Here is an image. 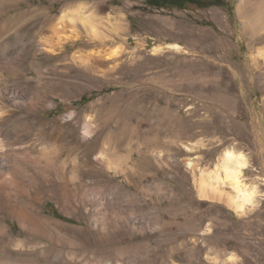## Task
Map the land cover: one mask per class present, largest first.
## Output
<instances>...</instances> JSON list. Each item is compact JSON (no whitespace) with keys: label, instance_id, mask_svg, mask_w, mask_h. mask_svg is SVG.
<instances>
[{"label":"rangeland","instance_id":"obj_1","mask_svg":"<svg viewBox=\"0 0 264 264\" xmlns=\"http://www.w3.org/2000/svg\"><path fill=\"white\" fill-rule=\"evenodd\" d=\"M212 1L0 0V264H264V29ZM81 3L100 39L59 20ZM230 147L257 189L241 216L229 184L199 191Z\"/></svg>","mask_w":264,"mask_h":264},{"label":"bare ground","instance_id":"obj_2","mask_svg":"<svg viewBox=\"0 0 264 264\" xmlns=\"http://www.w3.org/2000/svg\"><path fill=\"white\" fill-rule=\"evenodd\" d=\"M238 1L239 3L237 10L239 13V17L241 18L242 23L251 31L252 36L255 35L256 37V35H259L260 32L264 29V0H238ZM85 12H86L85 6L81 3L77 6V8L71 11H66V10L63 11L61 16L59 17V20L68 21L73 24H76L77 22H81L85 27V29L87 30L89 36L91 37L90 39L92 40L100 39L101 34L96 28L93 15L91 13H85ZM80 37L81 36L79 32L73 31V33L69 35L58 36L57 42L64 43L68 40L76 41L79 40ZM45 42H47L49 46L46 45L44 47L50 49L49 51L54 52V49L52 47L54 45L53 43L54 39L50 37V39H46ZM167 47L175 48V49L181 48L180 45L177 43H170L167 45ZM163 48H164L163 46L159 45L154 48V51H161ZM258 56L264 58V49H260L258 51ZM0 96H2V94ZM2 131L3 130L0 127V163L5 164L6 160H4V156H5L4 150H6V146L4 145V140L2 138V133H3ZM185 147L189 151H193L195 148V146L192 144H188ZM187 164L191 168H196V162L192 158L188 160ZM248 165H249L248 157L244 151L232 147H230L229 149L227 148V150L225 151L222 157L220 164L216 165L215 171L209 172L207 176L205 175L204 171L201 173V178L199 180V191L201 195L203 197H214L217 196L216 195L217 193L222 195L223 190L221 184L223 183L229 184L232 190L230 192L225 193L229 204L234 208L237 215L239 216L245 215L250 210V208L254 206L255 204L254 197L257 192L255 185L247 186L246 183L244 182L246 176L244 170L248 167ZM3 179L4 177L0 171V192L5 190V185L2 183ZM1 196L2 195H0V200L5 199V196L2 197ZM16 211L14 213H17L19 214L20 217H23L26 223L29 222L33 225V227L29 228L31 230L34 229V227L36 226L42 231L43 230L42 224L48 223V220H44L43 218L39 217L38 214H33L29 212H25L24 214L22 211L21 212L18 211L16 212ZM227 260L230 262L234 261L235 255L230 254Z\"/></svg>","mask_w":264,"mask_h":264},{"label":"trees","instance_id":"obj_3","mask_svg":"<svg viewBox=\"0 0 264 264\" xmlns=\"http://www.w3.org/2000/svg\"><path fill=\"white\" fill-rule=\"evenodd\" d=\"M149 5L156 7H168V8H184L188 3L199 4L200 6H210L215 4L214 1L210 0H146ZM96 94V93H94ZM93 94V95H94ZM91 97H84V101L90 100Z\"/></svg>","mask_w":264,"mask_h":264},{"label":"snow or ice","instance_id":"obj_4","mask_svg":"<svg viewBox=\"0 0 264 264\" xmlns=\"http://www.w3.org/2000/svg\"><path fill=\"white\" fill-rule=\"evenodd\" d=\"M241 158H243V157H241Z\"/></svg>","mask_w":264,"mask_h":264}]
</instances>
